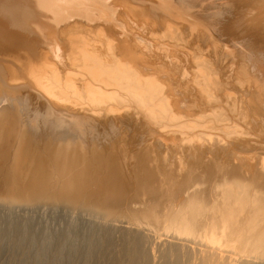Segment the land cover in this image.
Masks as SVG:
<instances>
[{
    "label": "bare ground",
    "instance_id": "obj_1",
    "mask_svg": "<svg viewBox=\"0 0 264 264\" xmlns=\"http://www.w3.org/2000/svg\"><path fill=\"white\" fill-rule=\"evenodd\" d=\"M0 264H264V0H0Z\"/></svg>",
    "mask_w": 264,
    "mask_h": 264
},
{
    "label": "rangeland",
    "instance_id": "obj_2",
    "mask_svg": "<svg viewBox=\"0 0 264 264\" xmlns=\"http://www.w3.org/2000/svg\"><path fill=\"white\" fill-rule=\"evenodd\" d=\"M194 10V9H193ZM192 11V10H191ZM195 15V14H194ZM199 19V20H198ZM197 21H199V23L198 24H200L202 21H204L203 19H201L199 16L197 17ZM201 21V22H200ZM205 22V21H204ZM133 23V22H132ZM134 24V23H133ZM201 25V24H200ZM203 25V24H202ZM201 31L203 30V28L201 27V29H200ZM9 64V63H8ZM198 142H200V140L198 139V141H196V144H200L198 147H200L201 145H202V143H198ZM222 155V156H221ZM219 157H220V159L222 158H224L223 156H225V153H222ZM209 157H210V155H209ZM219 158L217 159V160H220Z\"/></svg>",
    "mask_w": 264,
    "mask_h": 264
}]
</instances>
